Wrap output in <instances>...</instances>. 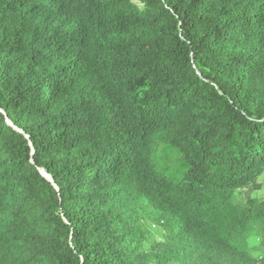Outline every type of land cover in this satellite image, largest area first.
<instances>
[{"label": "trees", "instance_id": "1", "mask_svg": "<svg viewBox=\"0 0 264 264\" xmlns=\"http://www.w3.org/2000/svg\"><path fill=\"white\" fill-rule=\"evenodd\" d=\"M263 174L264 0H0V264H264Z\"/></svg>", "mask_w": 264, "mask_h": 264}, {"label": "rangeland", "instance_id": "2", "mask_svg": "<svg viewBox=\"0 0 264 264\" xmlns=\"http://www.w3.org/2000/svg\"><path fill=\"white\" fill-rule=\"evenodd\" d=\"M240 196L243 198L255 197L262 199L264 196V174L258 179L256 185L248 186L243 189L240 193Z\"/></svg>", "mask_w": 264, "mask_h": 264}, {"label": "water", "instance_id": "3", "mask_svg": "<svg viewBox=\"0 0 264 264\" xmlns=\"http://www.w3.org/2000/svg\"><path fill=\"white\" fill-rule=\"evenodd\" d=\"M43 174V173H42ZM43 176H46L45 174H43ZM48 179H49V177L48 176H46Z\"/></svg>", "mask_w": 264, "mask_h": 264}]
</instances>
